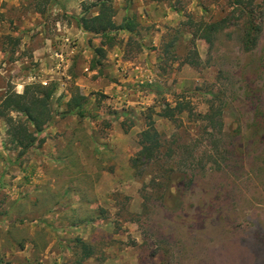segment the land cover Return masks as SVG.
I'll use <instances>...</instances> for the list:
<instances>
[{"label": "rangeland", "instance_id": "obj_1", "mask_svg": "<svg viewBox=\"0 0 264 264\" xmlns=\"http://www.w3.org/2000/svg\"><path fill=\"white\" fill-rule=\"evenodd\" d=\"M100 1L69 0L59 11L57 0H0V100L30 85L55 88L40 147L23 155L5 147L0 122V264H76L77 241L93 246L81 264H264L262 1L252 5L261 33L251 53L240 49L238 22L212 50L193 37L232 12L228 0H110L116 26L136 25L112 43L76 22ZM76 93L85 119L66 114ZM211 98L223 108L215 137L197 118ZM167 106L181 113L158 117ZM147 118L164 144L178 140L175 165L202 162L194 188L174 179L186 193L175 206H142L155 169L137 173L132 161L143 162ZM224 144L230 159L211 172L206 154ZM11 228L16 248L4 240Z\"/></svg>", "mask_w": 264, "mask_h": 264}, {"label": "trees", "instance_id": "obj_2", "mask_svg": "<svg viewBox=\"0 0 264 264\" xmlns=\"http://www.w3.org/2000/svg\"><path fill=\"white\" fill-rule=\"evenodd\" d=\"M228 1L230 7L233 9L232 12L214 23L201 24L198 26L193 37L204 41L209 46V49L212 50L218 37L238 22L239 24L237 25L241 27V29L239 28L240 49L243 53H251L256 48L261 33V28L258 24V15H261V12L257 13L255 11L256 7L252 6L255 0ZM261 1L264 6V0ZM114 14L115 12L110 0H101L96 5L85 8L80 18L76 19V22L82 32L100 37L107 40L108 43H112L114 40L113 34L118 32L132 34L136 29L134 21L129 19L125 20L121 26H116L113 22ZM96 52L104 55L102 48L97 49ZM186 65L196 67L197 62H187ZM218 73H222V70H219ZM54 93V87L45 88L41 85H30L24 88L22 94L7 92L1 98L0 122H3L7 127V142L4 143L5 147L12 146L14 151L18 150L19 155H23L31 149L40 147L44 143V140L39 138V136L43 134L46 126L54 119V114L50 107V101ZM85 101L86 98L80 95V93L74 94L73 98L67 103L66 114L74 115L79 119H85L87 116L84 112ZM212 102H214V98H211L209 101L208 111L203 115L199 114L197 118L202 123L201 128L206 130L210 137H215L223 133V108H214ZM180 111L181 109L169 108L167 106L166 108H162L157 116L172 120L174 115L181 113ZM146 121V129L139 134L138 138V144L141 148L139 157L143 162L141 163L140 159L132 161V166L137 173L142 174L143 168L148 167V165L155 169L154 173L156 176L151 179L153 186L142 197L143 209L146 210L151 201H157L162 207H167L168 205L175 206L177 204L175 202L182 201L186 197V193L180 194L175 190L179 186L174 179L180 177L183 180H188L190 187L195 186L197 169L200 168L195 163L199 162L201 164L202 162L193 156L186 160L185 166L175 165L173 158L176 154L175 152H177L176 150L180 149L178 146L175 147L178 140H174L171 145L164 144L151 118H147ZM70 147H72V143H70ZM177 154L179 155V153ZM229 154V147L225 144L222 145V148L216 147L214 152H207L206 155L214 159L213 164L209 166L210 171L223 170L225 167L221 168L222 162H226V158L230 159ZM177 167H184L186 170H178ZM205 168L206 166L202 169L205 171ZM77 243L81 244L83 254L82 257L77 259L76 264H81V262L92 256L93 246L90 243L83 244L81 241H77ZM21 247L23 248V245Z\"/></svg>", "mask_w": 264, "mask_h": 264}, {"label": "crops", "instance_id": "obj_3", "mask_svg": "<svg viewBox=\"0 0 264 264\" xmlns=\"http://www.w3.org/2000/svg\"><path fill=\"white\" fill-rule=\"evenodd\" d=\"M58 2H59V4H60V8H62L61 10H60V8H58L59 9V11H65V9H66V5H67V2L69 1V0H57ZM146 11V10H145ZM77 15H79V14H77ZM60 27V26H59ZM81 31V30H80ZM82 32V31H81ZM1 178H2V174L0 173V180H1ZM14 230H16V228H11L9 231H8V234L5 236V242L7 243V245L8 246H10V248H13V247H15V244H14V242L16 241V240H14V238H13V235H9V233H11L12 231H14ZM16 232V231H15ZM16 248V247H15ZM25 248V247H24ZM20 250L22 251V250H24L22 247L20 248Z\"/></svg>", "mask_w": 264, "mask_h": 264}]
</instances>
